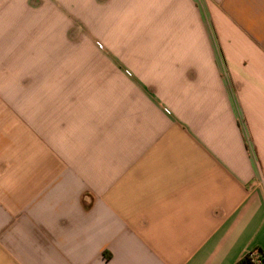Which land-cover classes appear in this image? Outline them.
<instances>
[{"label":"crops","instance_id":"crops-1","mask_svg":"<svg viewBox=\"0 0 264 264\" xmlns=\"http://www.w3.org/2000/svg\"><path fill=\"white\" fill-rule=\"evenodd\" d=\"M257 248L264 0H0V264Z\"/></svg>","mask_w":264,"mask_h":264},{"label":"trees","instance_id":"trees-1","mask_svg":"<svg viewBox=\"0 0 264 264\" xmlns=\"http://www.w3.org/2000/svg\"><path fill=\"white\" fill-rule=\"evenodd\" d=\"M236 264H264V250L257 248L243 256Z\"/></svg>","mask_w":264,"mask_h":264}]
</instances>
